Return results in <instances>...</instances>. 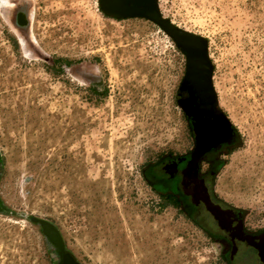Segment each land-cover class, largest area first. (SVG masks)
<instances>
[{
    "label": "rangeland",
    "instance_id": "obj_1",
    "mask_svg": "<svg viewBox=\"0 0 264 264\" xmlns=\"http://www.w3.org/2000/svg\"><path fill=\"white\" fill-rule=\"evenodd\" d=\"M157 2L208 42L218 108L239 138L214 194L255 225L264 0ZM185 64L157 24L110 16L99 0H0V264H58L41 223L77 264H227L224 242L147 178V167L190 150L177 99Z\"/></svg>",
    "mask_w": 264,
    "mask_h": 264
},
{
    "label": "flooded vegetation",
    "instance_id": "obj_2",
    "mask_svg": "<svg viewBox=\"0 0 264 264\" xmlns=\"http://www.w3.org/2000/svg\"><path fill=\"white\" fill-rule=\"evenodd\" d=\"M185 76L184 72L178 99L187 103L186 110L190 113L184 112L190 132V150L165 156L155 166L147 167L148 181L171 194L179 209L224 242L227 264H239L244 257L247 261L264 264V219L255 225L249 223L246 212L220 202L214 194L215 177L225 165L224 158L239 145V138L218 105L217 109L210 107V112L200 114L194 108L200 103L199 98L194 104L188 102L194 88L190 82H184ZM199 90L205 92L206 89ZM53 235L47 238L60 251L58 264H77L62 249L56 233Z\"/></svg>",
    "mask_w": 264,
    "mask_h": 264
},
{
    "label": "water",
    "instance_id": "obj_3",
    "mask_svg": "<svg viewBox=\"0 0 264 264\" xmlns=\"http://www.w3.org/2000/svg\"><path fill=\"white\" fill-rule=\"evenodd\" d=\"M157 1L158 0H99V5L107 14L113 17L121 19L142 18L157 24L161 30L173 40L176 47L186 56V76L184 82H190L191 86L194 88L193 91L190 92L188 102L193 104L197 98H199V100L206 98L208 99L210 107H212V109H217V95L215 94L211 79L213 67L209 58L207 40L204 37L174 26L169 19L161 14ZM199 72H202V77L197 76ZM200 87H205L206 90L204 93L199 91ZM178 97L177 95V99ZM218 111L220 112V110ZM2 209L3 203L0 200V211H2ZM41 225L46 237H53V234L56 233L60 241L59 243H61L60 246L62 247V241L57 231L45 223H41Z\"/></svg>",
    "mask_w": 264,
    "mask_h": 264
},
{
    "label": "bare ground",
    "instance_id": "obj_4",
    "mask_svg": "<svg viewBox=\"0 0 264 264\" xmlns=\"http://www.w3.org/2000/svg\"><path fill=\"white\" fill-rule=\"evenodd\" d=\"M19 31V30H18ZM17 36V39H18V42H19V44H20V46H24V41H23V39H22V37L19 35V34H17L16 35ZM98 74V73H97ZM197 76L198 77H202V72H199L198 74H197ZM201 80V79H200ZM200 88H202V87H200ZM199 88V89H200ZM200 91V90H199ZM201 92V91H200ZM202 93H204V92H202ZM204 97V96H203ZM187 103H181L180 102V106L183 108L182 110H183V112H185L186 111V113H188V114H190L189 112H187V110H186V105ZM192 104V103H191ZM194 104V103H193ZM197 111H199V113L200 112H203V113H205V112H210L209 110H210V104L208 103V99H201L200 100V103L198 104V105H196L195 107H194ZM212 108V107H211ZM209 109V110H208ZM198 113V116H197V118H199L200 119V117H199V115L201 114H199ZM193 114V113H192ZM1 215V214H0Z\"/></svg>",
    "mask_w": 264,
    "mask_h": 264
},
{
    "label": "trees",
    "instance_id": "obj_5",
    "mask_svg": "<svg viewBox=\"0 0 264 264\" xmlns=\"http://www.w3.org/2000/svg\"><path fill=\"white\" fill-rule=\"evenodd\" d=\"M172 200L171 201H174V199L173 198H171ZM69 255H70V253H69ZM71 256V255H70ZM71 258H72V256H71ZM75 262V261H74Z\"/></svg>",
    "mask_w": 264,
    "mask_h": 264
}]
</instances>
